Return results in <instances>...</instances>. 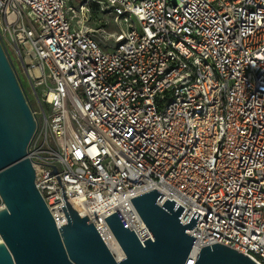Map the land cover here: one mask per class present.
<instances>
[{"label":"built area","instance_id":"2783aa9c","mask_svg":"<svg viewBox=\"0 0 264 264\" xmlns=\"http://www.w3.org/2000/svg\"><path fill=\"white\" fill-rule=\"evenodd\" d=\"M92 2L118 28L108 50L66 0H0V41L30 83L34 182L56 226L54 167L116 261L125 253L104 218L118 210L144 246L152 235L130 199L156 189L159 206L185 209L182 223L201 214L184 264L214 243L264 264V0H83V20Z\"/></svg>","mask_w":264,"mask_h":264},{"label":"water","instance_id":"95a60500","mask_svg":"<svg viewBox=\"0 0 264 264\" xmlns=\"http://www.w3.org/2000/svg\"><path fill=\"white\" fill-rule=\"evenodd\" d=\"M37 122L17 73L0 41V264H184L194 243L192 229L201 214L194 211L188 221L180 217L184 208L168 199L159 206L161 192L146 191L131 198L152 235L141 245L118 210L105 221L122 247L125 257L116 261L94 225L67 201L62 189L66 223L57 227L37 189L35 170L28 148ZM194 264H257L237 250L214 243L204 246Z\"/></svg>","mask_w":264,"mask_h":264},{"label":"rangeland","instance_id":"374dc122","mask_svg":"<svg viewBox=\"0 0 264 264\" xmlns=\"http://www.w3.org/2000/svg\"><path fill=\"white\" fill-rule=\"evenodd\" d=\"M83 0H66V11L75 27L83 28L87 31L93 32L102 46L103 50H108L115 45V41H106L104 37H108V33H114L118 28L113 21L111 13L98 3L92 2L89 4L88 13L83 20L79 12V4ZM7 52V51H6ZM16 73L24 93L30 95V83L24 75L22 63L16 58L14 53L9 50L7 53ZM34 106L35 103L33 102ZM36 107V105L34 106Z\"/></svg>","mask_w":264,"mask_h":264},{"label":"bare ground","instance_id":"6f19581e","mask_svg":"<svg viewBox=\"0 0 264 264\" xmlns=\"http://www.w3.org/2000/svg\"><path fill=\"white\" fill-rule=\"evenodd\" d=\"M0 240H1V238H0Z\"/></svg>","mask_w":264,"mask_h":264}]
</instances>
